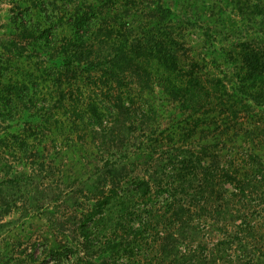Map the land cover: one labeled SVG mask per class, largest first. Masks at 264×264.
I'll use <instances>...</instances> for the list:
<instances>
[{
  "label": "rangeland",
  "instance_id": "obj_1",
  "mask_svg": "<svg viewBox=\"0 0 264 264\" xmlns=\"http://www.w3.org/2000/svg\"><path fill=\"white\" fill-rule=\"evenodd\" d=\"M75 7L91 14L83 46L135 55L120 63L124 106L94 141L90 125L71 128L88 92L55 63L75 45ZM244 46L264 54V0H0V264L69 255L75 217L113 168L180 184L198 264H264V96L239 79ZM172 58L175 73L198 74L199 96L166 92Z\"/></svg>",
  "mask_w": 264,
  "mask_h": 264
},
{
  "label": "trees",
  "instance_id": "obj_2",
  "mask_svg": "<svg viewBox=\"0 0 264 264\" xmlns=\"http://www.w3.org/2000/svg\"><path fill=\"white\" fill-rule=\"evenodd\" d=\"M111 1L113 0H106L108 3ZM78 8L75 7L68 21L71 23L69 24L71 37L75 45L71 53L62 52L57 56L55 63L58 64L59 71L63 67L67 73L72 72L71 85L76 86L75 89L80 91L79 86H82L83 92H88L84 97V107L81 110L77 109L78 113L77 110L74 111L77 119L73 120L71 128H76L77 122L90 125V134L94 141L95 137L101 139L108 133L104 127L102 128L105 116L112 115V110L124 106V97L119 87L127 72L122 70L120 63L125 58L128 62L133 61L135 55L129 53L130 55L126 57L121 56L123 52H116L107 60V56L103 55L100 48L92 41L88 43L89 46H83V40H89L90 37L91 14L89 12L79 14ZM43 32H47V29ZM238 55L239 58L235 60L241 63L243 71L239 79L259 80V86L250 96L255 99L264 96L262 50L258 47L244 46ZM174 59H170L171 65L175 62ZM173 66L165 76L166 92L179 99L199 96L198 74L193 71L184 74L175 73ZM103 89L105 92H98ZM223 92H227V89ZM104 93H107L109 99L114 100L113 104L116 107L100 103ZM236 93L239 94V91ZM132 127L133 125L130 126ZM109 129L113 131L114 128ZM181 166L178 167L175 176L177 181L184 177L185 167L182 162ZM238 172L239 170H235V173ZM109 174L110 185H103L93 197L88 209L75 217L76 228L69 255L65 251H60L57 264H198L201 262V258L197 256V246L187 248L185 243L186 220L183 189H180V184L156 181L155 170L147 176L136 175L131 182L124 179L123 175L120 176L115 168ZM242 183L250 184V182ZM156 187L161 192L155 196ZM156 201L161 204L159 209L155 208ZM162 209L163 212H160ZM205 257L209 259L210 256L205 255ZM211 259L216 260L215 257ZM26 264L33 263L30 261Z\"/></svg>",
  "mask_w": 264,
  "mask_h": 264
}]
</instances>
